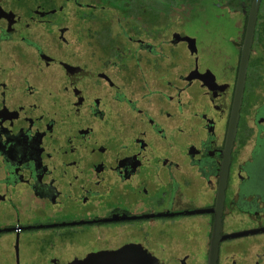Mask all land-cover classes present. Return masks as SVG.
Listing matches in <instances>:
<instances>
[{
    "label": "flooded vegetation",
    "instance_id": "af4514ba",
    "mask_svg": "<svg viewBox=\"0 0 264 264\" xmlns=\"http://www.w3.org/2000/svg\"><path fill=\"white\" fill-rule=\"evenodd\" d=\"M253 4L0 0V264H264Z\"/></svg>",
    "mask_w": 264,
    "mask_h": 264
},
{
    "label": "water",
    "instance_id": "95a60500",
    "mask_svg": "<svg viewBox=\"0 0 264 264\" xmlns=\"http://www.w3.org/2000/svg\"><path fill=\"white\" fill-rule=\"evenodd\" d=\"M260 2H261V0H254L252 13H251V17H250V20H249L248 35H247V39H246V43H245V47H244V63H243V69H242L243 72H245V69H246V66H247V63H248V55H249V51H250V47H251V43H252V39H253V35H254V30H255V25H256V18H257ZM238 100H237L238 106H237V113L236 114H238V112H239ZM236 122H237V118L233 119V126L234 127L236 125ZM217 249H218L217 246H215L213 248L214 254L217 253ZM213 260H214V264H215L214 257H213Z\"/></svg>",
    "mask_w": 264,
    "mask_h": 264
},
{
    "label": "rangeland",
    "instance_id": "374dc122",
    "mask_svg": "<svg viewBox=\"0 0 264 264\" xmlns=\"http://www.w3.org/2000/svg\"><path fill=\"white\" fill-rule=\"evenodd\" d=\"M185 12H187V10ZM215 12L216 11L212 8L211 10H209L208 15L201 16V15L197 14L192 19H187L185 21L184 27L191 30V31H195L196 29L200 28L204 24L205 20H208V19L211 20L210 25H212V26L219 25L220 22L214 17ZM226 24H229L228 20H226Z\"/></svg>",
    "mask_w": 264,
    "mask_h": 264
}]
</instances>
